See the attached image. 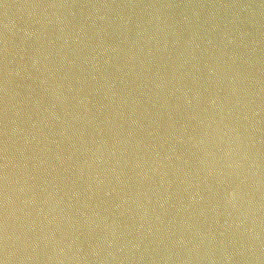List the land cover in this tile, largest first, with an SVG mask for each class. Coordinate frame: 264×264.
<instances>
[{
	"label": "water",
	"instance_id": "water-1",
	"mask_svg": "<svg viewBox=\"0 0 264 264\" xmlns=\"http://www.w3.org/2000/svg\"><path fill=\"white\" fill-rule=\"evenodd\" d=\"M0 264H264V46L207 0H0Z\"/></svg>",
	"mask_w": 264,
	"mask_h": 264
}]
</instances>
